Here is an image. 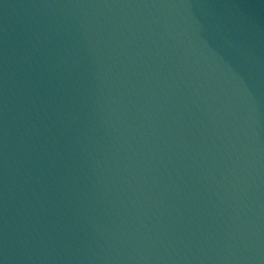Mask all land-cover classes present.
<instances>
[{"label": "water", "instance_id": "obj_1", "mask_svg": "<svg viewBox=\"0 0 264 264\" xmlns=\"http://www.w3.org/2000/svg\"><path fill=\"white\" fill-rule=\"evenodd\" d=\"M0 264H264V0H0Z\"/></svg>", "mask_w": 264, "mask_h": 264}]
</instances>
